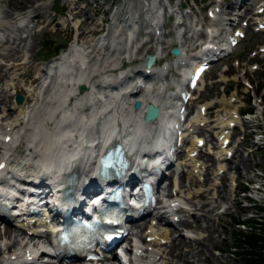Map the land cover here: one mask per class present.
I'll return each instance as SVG.
<instances>
[{
    "label": "rangeland",
    "instance_id": "1",
    "mask_svg": "<svg viewBox=\"0 0 264 264\" xmlns=\"http://www.w3.org/2000/svg\"><path fill=\"white\" fill-rule=\"evenodd\" d=\"M70 1H73V0H61L60 1V4H59L60 8L67 13V17L65 19H61V18L53 17L51 0H32L31 3H27L25 0H17V4L15 5V7H17L18 5L25 7V10L30 12V16L34 15V10H32V8L41 7L42 8L41 14L46 15L45 17L42 18V20L47 22L48 24L51 23V25L49 26V30L56 29V28L60 30L59 33L55 36L47 34V32L49 31L47 30L46 33H40L39 35H36L35 37L32 31L29 37V40H28V44L33 45V47L31 48L30 51L27 52L26 60H34L37 63H40L44 59L43 55L46 54V52L47 53L51 51L55 52L56 48L58 47L57 42L66 41L67 36L69 34V28L66 31H64L63 29H64V22H69V20L72 17L68 9L69 7L68 3ZM78 1H80V4L82 6L89 3L91 9L95 8V5H93V0H78ZM128 1L131 4H137V3H140V1H144V0H128ZM97 2L103 3L104 0H97ZM107 2H108L107 4L109 5L111 3V0H107ZM119 2H121L122 4L121 0H119ZM124 7L127 8V5L124 4ZM105 11H106V8L102 9L100 14L94 17L92 15V12L88 11L87 17L89 19H92L93 17L96 23L97 21H99L100 18L107 17V14L105 13ZM83 28L85 27L83 26L82 29ZM263 43H264V36H254L252 35L251 32H248L247 40L245 41L243 45H241L238 48L234 58H238L241 61H244L247 54L252 49H255L257 46ZM41 46L45 47L44 51H39ZM32 66L33 68H35V64H33ZM25 70L26 68L24 67L20 71L15 73L16 74L15 83L17 87L19 88L20 86L24 84V80L19 77V74L24 72ZM216 71L217 69H215L209 76L205 78L208 88L206 90V94L202 96V101H206L209 98H213L214 92L219 91V89L213 85V80L210 79L211 77L212 78L215 77ZM262 75H264V66H263ZM254 79L256 81L262 82L261 75H254ZM4 83H1L0 86H3ZM263 83H264V78H263ZM36 85H38V83ZM211 86H214V87L211 88ZM9 102H11L10 98H9ZM2 114H3V111L1 110L0 115ZM262 131H263V128H262ZM251 143L252 142L247 141L246 147L249 148V145H251ZM24 150L25 149L22 148L21 152H23ZM247 153H249V150L245 151L244 154H242L241 156L244 157L246 164L249 165V170H248V173L245 174V170L247 166L243 165L242 175L239 176L238 181L241 187L245 186L244 184L245 182L252 183L251 187H254L255 183H258L259 181L263 182V179H264V177L260 178L258 176V174L261 172L260 170H264V158H263L264 152L258 153L257 156L255 157L249 156V155L247 156ZM251 187L249 188V191L251 190ZM223 196L225 197L226 200L216 202L217 207L212 212L211 220L203 221V223H201V226L196 224L195 227H192V230H194L195 233L197 231L201 232L202 229L204 230L205 227H208V231L205 233L203 231V234L207 236L208 234L211 233L213 237V246L207 244V250L205 252V255L202 257V259H198L193 256L189 257V260L193 264H245V262L239 258L230 256L227 254H222V252H226L228 247L231 245V235H230L231 230L228 229V225L230 221L228 220V218L223 217L224 214H222L223 212L222 207L224 206L225 208H228L230 213H234L238 209L239 210L241 209L242 215L246 217H250V216H253L255 213L254 211L255 206L251 205L252 203H250L248 199L251 198V200L255 202L256 205H263V209H264V193L253 195L249 192V194H247L246 196L239 195V197H237V200L235 202L232 200L231 193H229V196H226L223 193ZM209 208L211 207L209 206ZM261 215L264 218V213H262ZM142 229H144V227ZM2 234H3V229L0 226V240L2 239ZM175 237H177L176 234H175ZM186 244H187V241L183 240L182 245H186ZM184 252H186V250H184ZM205 258L206 260H204Z\"/></svg>",
    "mask_w": 264,
    "mask_h": 264
},
{
    "label": "bare ground",
    "instance_id": "2",
    "mask_svg": "<svg viewBox=\"0 0 264 264\" xmlns=\"http://www.w3.org/2000/svg\"><path fill=\"white\" fill-rule=\"evenodd\" d=\"M25 1L27 3L32 2V0H25ZM1 3L2 2L0 1V4ZM7 3L9 6H14L15 3H17V0H8ZM32 9H34V12H36L38 15L42 11L41 7H38V8L34 7ZM0 12H1V10H0ZM95 12H98L97 8L95 9ZM1 14L3 15V18L0 19V36L3 34L4 37H6L5 41L2 44V49L7 47V46H10V48L15 46V48L13 50L10 49L8 54L5 55V57L7 59H10L12 61L13 59H15L17 56H19L22 53V49L20 48V44H21V42H24V40H23L20 32H22L23 29L20 28L18 19L11 18L9 21H7L9 19L10 15H7L6 12L1 13ZM29 46L31 47V45H29ZM27 51H29V49ZM1 58L3 60H5L3 57H1ZM25 59H26V54H25ZM23 61L24 60H22V63H23ZM18 65L19 64L11 65L8 68V70H12V69L18 67ZM71 70H73V68H70V71H68V69H66V66L63 65L62 63H60L58 60L52 61L49 63V65L46 66V72L47 73H46L45 79L47 81H49V85H48L47 89L44 91V95L46 96V98L49 96H52L54 94V90L57 86L65 87L70 92L74 91L76 84L79 83V81H81L82 77L81 76L76 77V76H71V75L67 74V72H69V73L72 72ZM50 73H52L53 75L51 76ZM61 80H66L67 83L62 85L60 83ZM97 87L98 86L95 84L93 86L94 91L92 92V94H90V95L87 94L82 99L89 101V102H96L97 96L99 95V93L104 95L106 93V91L108 90V85L102 86L101 91L99 89H97ZM104 88H106V90H104ZM38 92H39V90H38ZM37 96L34 94L33 91L28 92V99L35 100V98ZM42 102H43V99H42ZM144 102H147V99ZM144 102H142V103H144ZM58 103H59V101L50 100V103L48 105H46L45 107L46 108H55L58 106ZM37 104H39V101L36 102L35 106ZM80 104H82V100H79L78 105H80ZM222 104H224V102H222ZM122 106H123V99L120 98L113 105V108H112L113 109V117H110L107 114V108L103 107L101 110V115L99 116V119H95L94 116H92L89 123L85 124L84 127L78 126L77 122H78L80 116L85 115V114L83 112L77 111V109L75 108V117L72 120H70L67 123L62 125L61 133H63L64 135H66L67 137L70 138L71 135L73 137H75L77 135V133L79 131L78 128H86V129L82 130L81 132L79 131V133L82 135H85L88 138L89 144L93 145L94 143L97 142V138L95 136L97 128H99L101 126H104V127L106 126V128L108 129L107 136L110 135V132H111L110 128H112L111 124L113 123L115 116L118 113L119 108ZM16 109L18 111L17 118H20V119H16L11 124V126L15 125L16 127H19L18 131L23 132V138L27 141V143H29L33 146V149L30 150V154H32V158L34 160L33 165H37L36 162L41 159V153L37 150L40 145H39L38 141H33L32 137L30 136L32 129L26 126V123H27L26 118L28 116L29 111L31 110L30 106H27L26 109L25 108L23 109V106H17ZM85 109H87V107H85ZM107 117L110 120L109 123H106V121H105V119ZM66 128H68V129H66ZM131 128H134V129L136 128L138 130V132L136 134V140H139L142 137L148 138L149 140H152L160 132V127H159L158 123H156L154 125L152 124L149 127L140 129L138 124L136 122H133L131 125ZM135 144H134V146H135ZM71 146H72V144L69 145V149H70L69 161L63 165L62 170H64L67 165H71V161H72V157H73V153H74V151L71 150ZM92 156H93L92 151H88L86 153H81L80 158H78V162L76 163V170H77L76 172L79 174L81 173V175L83 177H89V175H90L91 167H92ZM28 161L29 160L27 158H25L19 167H21L22 165H24ZM14 164H17V162ZM240 165H241V162H238V164L235 166V169L238 170ZM52 171L56 172L55 170H52ZM199 197L204 198L205 195L201 194ZM209 206L211 208H209ZM194 207H195L194 211H195L196 215L200 212V217H199L198 221H201V220L210 221L211 220V214L214 211L215 206H213L210 203H205V204H195ZM139 226L140 225H135L134 230L138 229ZM179 226L186 227V224L180 223ZM207 231H208V227H205L204 232H207ZM137 234L138 233L136 232L135 233L136 237H137ZM163 234H165L166 236L169 234L167 228L163 230ZM144 239H145V237H144ZM194 242H195L194 243V247H195L194 250L190 249L188 252L182 253L177 257L178 259L183 261V264H189L188 258L190 255H192L198 259H201L204 256V253L207 250V244L213 246L212 234L210 233L206 237H204L203 239H201V240L198 239L197 241H194ZM15 243H16V241H13L9 246H7V249H9V247H14ZM178 243H179V245H181L182 239H178ZM3 248H5V246L0 247V253L3 251Z\"/></svg>",
    "mask_w": 264,
    "mask_h": 264
},
{
    "label": "clouds",
    "instance_id": "3",
    "mask_svg": "<svg viewBox=\"0 0 264 264\" xmlns=\"http://www.w3.org/2000/svg\"><path fill=\"white\" fill-rule=\"evenodd\" d=\"M60 83L64 85L67 81L61 80ZM70 95H72V92L65 87L57 86L52 96L46 99L43 98V102L37 104L34 108L30 107L31 110L26 118V126L32 129L30 136L33 141L39 142L40 146L37 150L41 153V159L36 163L42 171L55 170L59 173L63 169V165L69 161L70 144L75 146L76 151H81L79 141L82 135L80 133H77L75 137L71 135L70 138L61 133L62 125L75 117L76 105L72 109L67 108V100ZM47 100L59 101L58 106L46 108L45 103ZM57 113L60 114L58 120L56 119ZM99 116L100 114H96L94 118L99 119ZM84 119L87 120L88 118L85 117ZM135 143V129L133 128L130 149Z\"/></svg>",
    "mask_w": 264,
    "mask_h": 264
},
{
    "label": "trees",
    "instance_id": "4",
    "mask_svg": "<svg viewBox=\"0 0 264 264\" xmlns=\"http://www.w3.org/2000/svg\"><path fill=\"white\" fill-rule=\"evenodd\" d=\"M242 224L245 230L232 232V254L242 257L245 264H264V223L248 218Z\"/></svg>",
    "mask_w": 264,
    "mask_h": 264
},
{
    "label": "snow or ice",
    "instance_id": "5",
    "mask_svg": "<svg viewBox=\"0 0 264 264\" xmlns=\"http://www.w3.org/2000/svg\"><path fill=\"white\" fill-rule=\"evenodd\" d=\"M203 68H200V69H198V72H197V75L200 73V72H203Z\"/></svg>",
    "mask_w": 264,
    "mask_h": 264
},
{
    "label": "water",
    "instance_id": "6",
    "mask_svg": "<svg viewBox=\"0 0 264 264\" xmlns=\"http://www.w3.org/2000/svg\"><path fill=\"white\" fill-rule=\"evenodd\" d=\"M175 53H178V51H175ZM152 62H153V59H150L149 63H152Z\"/></svg>",
    "mask_w": 264,
    "mask_h": 264
}]
</instances>
